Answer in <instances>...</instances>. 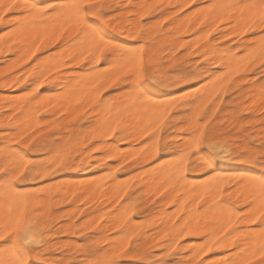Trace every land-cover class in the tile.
<instances>
[{"label":"snow or ice","instance_id":"1","mask_svg":"<svg viewBox=\"0 0 264 264\" xmlns=\"http://www.w3.org/2000/svg\"><path fill=\"white\" fill-rule=\"evenodd\" d=\"M0 58V264H264V0H0Z\"/></svg>","mask_w":264,"mask_h":264},{"label":"rangeland","instance_id":"2","mask_svg":"<svg viewBox=\"0 0 264 264\" xmlns=\"http://www.w3.org/2000/svg\"><path fill=\"white\" fill-rule=\"evenodd\" d=\"M124 1V2H123ZM126 1V2H125ZM170 0H147V3H153V4H160V5H168V4H172V1H170ZM121 3V4H126L127 3V0H118V3ZM133 3H141V0H135V1H133ZM168 12V8L167 7H162L161 8V10L160 11H158V12H155L154 13V16H159V17H161V18H163V16L165 15V13H167ZM162 13V14H161ZM4 60L1 58L0 59V65H2V66H0V72H3L4 70H5V68H4ZM22 87H26V85H22ZM20 90L19 89H15V88H11V89H0V93L2 94V95H4L6 98H7V100H9V99H13V98H16V99H18V97L17 96H15V93H18ZM12 93H14V95H12ZM0 107H1V104H0ZM5 111H8V109H6ZM4 111V112H5ZM253 120H256L255 118H253ZM253 120H252V123H253ZM245 123V125H247V123H248V121H245L244 122ZM253 124H259V120H257L255 123H253ZM88 175H90V174H84V175H77V174H73V177L75 178V179H77V180H84V179H86L87 178V176ZM63 206V205H62ZM92 208H95V206L93 205L92 206ZM89 211V209H85V213L87 214V212ZM75 229L73 228V227H71V226H69V225H65V231H67V232H71V231H74ZM79 239H82V237H76V238H74L72 241H69V242H77ZM50 247L52 248V249H55L56 248V244H52V245H50Z\"/></svg>","mask_w":264,"mask_h":264},{"label":"bare ground","instance_id":"3","mask_svg":"<svg viewBox=\"0 0 264 264\" xmlns=\"http://www.w3.org/2000/svg\"><path fill=\"white\" fill-rule=\"evenodd\" d=\"M133 1H135V0H132V2ZM170 1H172V4H177V3H182L183 2V0H170ZM169 1V2H170ZM124 2V1H123ZM126 2V1H125ZM120 3V2H119ZM141 3H147V0H141ZM162 14V13H161ZM164 17V16H163ZM9 55H11V54H9ZM1 59V58H0ZM0 66H2V65H0ZM16 94V93H15ZM12 95H14V93H12ZM10 96V95H9ZM8 96V97H9ZM16 96V95H15ZM7 97V98H8ZM7 98L4 96V95H2L1 93H0V104H1V107H0V117H2L3 115H4V111L6 110V108L4 107V104H5V102L7 101ZM258 119H256V120H253V123H255L256 121H257ZM55 258V257H54Z\"/></svg>","mask_w":264,"mask_h":264}]
</instances>
